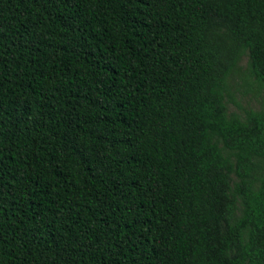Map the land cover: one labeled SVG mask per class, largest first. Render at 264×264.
Masks as SVG:
<instances>
[{
    "label": "trees",
    "instance_id": "16d2710c",
    "mask_svg": "<svg viewBox=\"0 0 264 264\" xmlns=\"http://www.w3.org/2000/svg\"><path fill=\"white\" fill-rule=\"evenodd\" d=\"M243 55L264 0H0V264H264Z\"/></svg>",
    "mask_w": 264,
    "mask_h": 264
},
{
    "label": "rangeland",
    "instance_id": "374dc122",
    "mask_svg": "<svg viewBox=\"0 0 264 264\" xmlns=\"http://www.w3.org/2000/svg\"><path fill=\"white\" fill-rule=\"evenodd\" d=\"M247 70V55H243L238 70L229 77L231 95L225 98L228 112L243 115L246 109H264V91L256 86Z\"/></svg>",
    "mask_w": 264,
    "mask_h": 264
}]
</instances>
